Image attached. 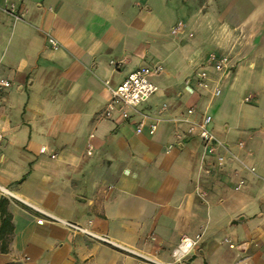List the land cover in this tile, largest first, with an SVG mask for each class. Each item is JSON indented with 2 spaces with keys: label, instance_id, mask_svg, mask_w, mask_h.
<instances>
[{
  "label": "crops",
  "instance_id": "obj_1",
  "mask_svg": "<svg viewBox=\"0 0 264 264\" xmlns=\"http://www.w3.org/2000/svg\"><path fill=\"white\" fill-rule=\"evenodd\" d=\"M254 4L234 21L198 0H0V199L13 225L0 264H140L38 223L28 204L163 261L188 236L196 243L180 264H264V8ZM210 53L230 69L208 66V89L186 84ZM152 65L159 91L140 110L168 109L153 134L136 133L105 82ZM189 106L212 116L222 165L216 155L202 164L201 141L174 120Z\"/></svg>",
  "mask_w": 264,
  "mask_h": 264
},
{
  "label": "built area",
  "instance_id": "obj_2",
  "mask_svg": "<svg viewBox=\"0 0 264 264\" xmlns=\"http://www.w3.org/2000/svg\"><path fill=\"white\" fill-rule=\"evenodd\" d=\"M182 25L183 24L181 22H177L173 32L176 33L182 27ZM47 42L48 45L53 49L58 47V42L52 36H48ZM208 66H211L216 72L224 73L231 67L230 57L227 55L217 56L215 53H210L206 64L201 65L193 72L191 76L186 78L185 83L190 84L192 81H194L197 88L208 89L210 87V77L207 70ZM161 70V65L141 66L131 71L116 87H110L108 86V82H105L108 89L110 90L113 102H118L126 108L121 111V117L124 120H129L135 117L136 133H142L146 129L149 134H153L157 129L158 123L164 120L163 114L168 109V105L166 103H163L154 114L140 110V105L159 91V87L153 81H151L150 77L154 74L160 73ZM8 85L9 82L7 80L0 79V87H6ZM220 93V87L218 85L214 86L213 95L219 96ZM248 100H250V97H245V101ZM112 108L113 106L110 104L104 111L100 113V116L109 117L111 114L110 110ZM194 112V108L189 106L186 108V115L174 120L186 125L185 132L188 135L199 138L202 144V154L200 161L202 164H204L210 156L216 155L218 148L224 149L225 144L221 142L211 130L212 116L207 112H203L198 118L195 119L192 117ZM2 140L3 134L0 132V143ZM170 148L171 146H169V149ZM44 151L45 148L42 147L40 152L43 153ZM88 153L90 154L89 150ZM51 157L54 158L55 155L52 154ZM226 160L227 157L224 154L216 155V162L218 165H222L226 162ZM248 169L251 172H254L253 167H248ZM244 183L245 180L241 178L235 184L234 188L239 190L243 187ZM28 205L40 213L41 218L37 220L38 223H44L46 220L61 224L72 233L83 234L91 240L101 242L123 253L134 256L139 260L140 264H180V258L188 254L190 252L191 246L196 243V240H192L188 236H183L177 247L173 250L172 254L175 260L173 262L163 261L150 254L141 252L133 247L117 242L106 234L97 233L91 230L88 227L91 221H88V225H83L79 222L55 216L31 204Z\"/></svg>",
  "mask_w": 264,
  "mask_h": 264
},
{
  "label": "rangeland",
  "instance_id": "obj_3",
  "mask_svg": "<svg viewBox=\"0 0 264 264\" xmlns=\"http://www.w3.org/2000/svg\"><path fill=\"white\" fill-rule=\"evenodd\" d=\"M204 5V11L215 18L224 16V19L234 21H244L249 16L257 12L254 0H198ZM260 8H264V0H260ZM258 9V10H259Z\"/></svg>",
  "mask_w": 264,
  "mask_h": 264
},
{
  "label": "trees",
  "instance_id": "obj_4",
  "mask_svg": "<svg viewBox=\"0 0 264 264\" xmlns=\"http://www.w3.org/2000/svg\"><path fill=\"white\" fill-rule=\"evenodd\" d=\"M12 216L6 208V200L4 197L0 199V239H1V251L6 250V242L8 236L12 233Z\"/></svg>",
  "mask_w": 264,
  "mask_h": 264
}]
</instances>
